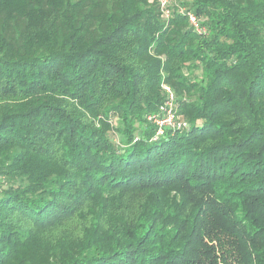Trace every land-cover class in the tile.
Segmentation results:
<instances>
[{
	"label": "trees",
	"instance_id": "obj_1",
	"mask_svg": "<svg viewBox=\"0 0 264 264\" xmlns=\"http://www.w3.org/2000/svg\"><path fill=\"white\" fill-rule=\"evenodd\" d=\"M160 1L0 0V264H264V0Z\"/></svg>",
	"mask_w": 264,
	"mask_h": 264
},
{
	"label": "built area",
	"instance_id": "obj_2",
	"mask_svg": "<svg viewBox=\"0 0 264 264\" xmlns=\"http://www.w3.org/2000/svg\"><path fill=\"white\" fill-rule=\"evenodd\" d=\"M174 0H161L160 4L163 8V15L164 17H167L169 15V10L167 9V5L170 4ZM189 21L191 22L192 26L195 29L199 30V26L197 24L196 18L193 15L189 16ZM168 94V100L165 103L163 107L160 108V112L165 116L164 118H161L158 116L149 117L148 119L152 120L154 125L157 127V134L160 135L163 133L164 127L173 126L175 123L173 109H172V100L173 96L170 92V89L165 87L164 88Z\"/></svg>",
	"mask_w": 264,
	"mask_h": 264
}]
</instances>
